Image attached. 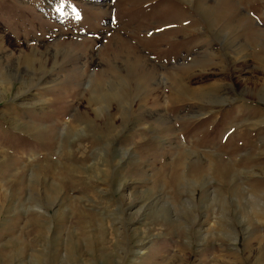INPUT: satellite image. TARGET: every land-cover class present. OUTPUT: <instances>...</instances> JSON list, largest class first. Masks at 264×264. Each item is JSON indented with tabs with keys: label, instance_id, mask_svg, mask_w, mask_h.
<instances>
[{
	"label": "rangeland",
	"instance_id": "rangeland-1",
	"mask_svg": "<svg viewBox=\"0 0 264 264\" xmlns=\"http://www.w3.org/2000/svg\"><path fill=\"white\" fill-rule=\"evenodd\" d=\"M0 264H264V0H0Z\"/></svg>",
	"mask_w": 264,
	"mask_h": 264
}]
</instances>
